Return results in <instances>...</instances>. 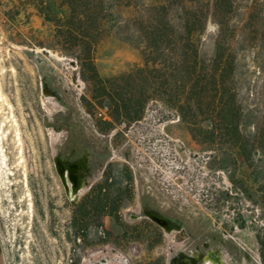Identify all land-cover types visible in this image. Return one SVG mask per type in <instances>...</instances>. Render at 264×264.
Segmentation results:
<instances>
[{"label":"rangeland","instance_id":"rangeland-1","mask_svg":"<svg viewBox=\"0 0 264 264\" xmlns=\"http://www.w3.org/2000/svg\"><path fill=\"white\" fill-rule=\"evenodd\" d=\"M51 34L34 0H0L3 264H216L211 253L217 264H261L263 200L235 188L184 126L156 111L102 134L96 120H108L106 110L88 114V86L51 49ZM96 57L104 77L141 66L135 50L113 42ZM81 163L68 192L67 166ZM99 185L113 201L105 236L93 227Z\"/></svg>","mask_w":264,"mask_h":264},{"label":"trees","instance_id":"trees-1","mask_svg":"<svg viewBox=\"0 0 264 264\" xmlns=\"http://www.w3.org/2000/svg\"><path fill=\"white\" fill-rule=\"evenodd\" d=\"M34 7L52 27L51 49L87 84L88 114L106 110L108 120H96L102 134L153 111L177 120L235 188L264 204V0H34ZM108 42L135 50L141 66L101 76L96 56ZM97 190L93 227L105 236L101 217L113 201ZM257 219L264 227V215ZM257 237L264 264V233Z\"/></svg>","mask_w":264,"mask_h":264},{"label":"flooded vegetation","instance_id":"flooded-vegetation-1","mask_svg":"<svg viewBox=\"0 0 264 264\" xmlns=\"http://www.w3.org/2000/svg\"><path fill=\"white\" fill-rule=\"evenodd\" d=\"M79 166V168L75 171V173H76V176H77V179H76V184L74 185L72 182H70L69 184H68V182H69V179H68V172L66 173V178H64V183H63V185H64V187H65V190L66 191H68V192H75L76 191V189H77V185H78V171H82L83 169H84V164L83 163H81L80 165H78ZM80 169V170H79ZM65 183L67 184V188H66V186H65ZM103 191H105L106 192V190L104 189ZM109 191V190H108ZM107 193V192H106ZM109 214H107V215H103V216H108ZM102 216V217H103ZM75 217H77V213H75ZM101 217V218H102ZM76 219V218H75ZM75 225H76V223H75ZM76 227V229H77V225L75 226ZM75 235H77V232H75ZM1 250V249H0ZM1 252V251H0ZM209 257L211 258V259H213L215 262H216V264L218 263V259H217V257H216V255H214V254H210L209 255ZM184 259H186L187 260V257H184ZM174 262L175 263H177V260H174Z\"/></svg>","mask_w":264,"mask_h":264},{"label":"water","instance_id":"water-1","mask_svg":"<svg viewBox=\"0 0 264 264\" xmlns=\"http://www.w3.org/2000/svg\"><path fill=\"white\" fill-rule=\"evenodd\" d=\"M59 167L62 168V171L59 169ZM74 167L76 168L75 170H77V169L79 168L78 165H68V166H67V169H68V179H69L72 183H73V180L69 177V175L71 174V172H72V170L74 169ZM56 169H57V172L62 176V173H63V171H64V169H65V166L62 165V164L60 163L59 160H57V161H56ZM75 174H76V173H75ZM154 220H155L156 222H158L159 224H161V225H166V222H165L164 220H160V219H156V218H154ZM0 264H3L1 254H0Z\"/></svg>","mask_w":264,"mask_h":264},{"label":"bare ground","instance_id":"bare-ground-1","mask_svg":"<svg viewBox=\"0 0 264 264\" xmlns=\"http://www.w3.org/2000/svg\"><path fill=\"white\" fill-rule=\"evenodd\" d=\"M0 102H4V104H6V102L4 101V99H3V97H2V95L0 94ZM16 138H17V141H18V143L20 144V137H19V132L16 130ZM1 155H2V153H1ZM3 155H2V158H1V164H4L3 163ZM59 169L62 171V168L61 167H59ZM0 173H1V166H0Z\"/></svg>","mask_w":264,"mask_h":264}]
</instances>
